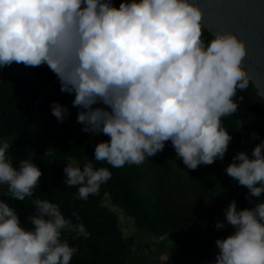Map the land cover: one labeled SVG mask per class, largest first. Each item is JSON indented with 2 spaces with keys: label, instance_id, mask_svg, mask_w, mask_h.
<instances>
[{
  "label": "clouds",
  "instance_id": "1",
  "mask_svg": "<svg viewBox=\"0 0 264 264\" xmlns=\"http://www.w3.org/2000/svg\"><path fill=\"white\" fill-rule=\"evenodd\" d=\"M203 31V11L194 0H123L118 8L113 0H0V67L46 64L61 92L75 95L82 131L110 138L95 146L96 162L139 166L171 141L177 158L196 170L224 160L233 137L222 118L237 111V90L251 82L243 66L245 42L221 32L206 43ZM51 109L60 123L71 115L59 102ZM9 141H0V186L23 202L43 173L28 159L14 167ZM225 172L248 189L250 203L264 196V142L251 156L236 153ZM64 173L66 186H79L81 200L111 179L107 167L94 168L90 159L82 168L70 159ZM33 203L29 229L0 199V264H70L77 249L62 242V230L76 238L90 233L83 223L66 219L58 204ZM224 218L235 231L215 241V264H264V202L238 210L233 200Z\"/></svg>",
  "mask_w": 264,
  "mask_h": 264
},
{
  "label": "trees",
  "instance_id": "2",
  "mask_svg": "<svg viewBox=\"0 0 264 264\" xmlns=\"http://www.w3.org/2000/svg\"><path fill=\"white\" fill-rule=\"evenodd\" d=\"M121 2L123 0H113L117 8ZM202 38L208 43L214 36L204 28ZM55 76L46 64L28 67L13 62L11 66L0 67V137L34 130L32 104ZM60 88L59 83L39 105L42 130L32 161L43 175L32 197L23 202L14 199L13 208L20 221L31 229L28 217L36 213L33 201L47 199L58 204L62 214L73 224L83 223L90 233L88 238H76L75 232L62 230V242L67 240L77 249L70 264H148L151 256L164 251L168 252L172 264H215L219 253L215 241L235 231L224 218L228 205L235 200L238 210H242L264 202L262 196L252 197L250 203L246 199L248 189L239 186L225 172L241 148L249 150L251 156L255 146L262 143L264 108L252 83L247 90H237L234 98L237 111L222 118L223 127L233 137L224 160L201 165L196 170L187 169L177 158L171 141L165 143L162 152L146 158L139 166L126 164L113 168L107 162H96L95 146L110 138L84 133V125L77 123L80 109L72 106L75 95L61 92ZM53 102L69 109L71 115L64 123L51 114ZM253 133H257L259 139H252ZM49 149L52 154L46 155ZM30 152L31 143L18 140L11 142L7 155L18 169ZM70 159L77 161L81 168L89 159L94 168L107 167L111 179L87 200L77 199L79 186L68 187L64 182V168ZM6 194L7 186L4 185L0 189V199L10 205V197ZM111 205L124 208L133 218L136 228L133 233L125 234ZM74 212L79 215V221ZM217 222H224L226 227L217 230ZM155 237L161 240L156 241ZM214 246L216 255L210 251Z\"/></svg>",
  "mask_w": 264,
  "mask_h": 264
},
{
  "label": "water",
  "instance_id": "3",
  "mask_svg": "<svg viewBox=\"0 0 264 264\" xmlns=\"http://www.w3.org/2000/svg\"><path fill=\"white\" fill-rule=\"evenodd\" d=\"M203 11V26L215 37L217 33H232L247 46L243 66L261 98L264 108V0H194ZM60 83L57 76L39 92L32 104L34 130L31 133L0 137V141L27 140L31 143L28 160L32 161L38 136L42 130L39 105L43 98ZM264 142V136L262 139ZM14 199L10 197V206ZM21 226L27 228L22 222Z\"/></svg>",
  "mask_w": 264,
  "mask_h": 264
},
{
  "label": "rangeland",
  "instance_id": "4",
  "mask_svg": "<svg viewBox=\"0 0 264 264\" xmlns=\"http://www.w3.org/2000/svg\"><path fill=\"white\" fill-rule=\"evenodd\" d=\"M240 152H247L249 154V150H246L245 148H241ZM187 171V169H185ZM184 172V170H183ZM3 186H0V189ZM111 208L114 212H116L119 216V220H120V226L124 229L125 234H130L133 233L136 228L134 226V220L131 216H129L126 211L124 210V208L122 207H118L115 205H111ZM156 241H160L161 237H155L153 238ZM214 255H216V250H215V246L212 250H210ZM163 256H167V261H162V257ZM148 264H172L169 262V257H168V252L164 251L163 253L157 255V256H151L148 259Z\"/></svg>",
  "mask_w": 264,
  "mask_h": 264
},
{
  "label": "crops",
  "instance_id": "5",
  "mask_svg": "<svg viewBox=\"0 0 264 264\" xmlns=\"http://www.w3.org/2000/svg\"><path fill=\"white\" fill-rule=\"evenodd\" d=\"M170 263H172L171 261H169Z\"/></svg>",
  "mask_w": 264,
  "mask_h": 264
},
{
  "label": "flooded vegetation",
  "instance_id": "6",
  "mask_svg": "<svg viewBox=\"0 0 264 264\" xmlns=\"http://www.w3.org/2000/svg\"><path fill=\"white\" fill-rule=\"evenodd\" d=\"M218 248V247H217Z\"/></svg>",
  "mask_w": 264,
  "mask_h": 264
}]
</instances>
